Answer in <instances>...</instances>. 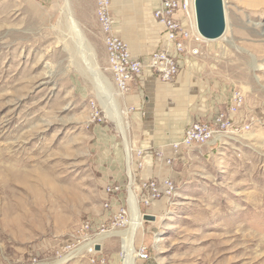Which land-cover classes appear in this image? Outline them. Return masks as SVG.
Returning a JSON list of instances; mask_svg holds the SVG:
<instances>
[{"label": "rangeland", "instance_id": "obj_1", "mask_svg": "<svg viewBox=\"0 0 264 264\" xmlns=\"http://www.w3.org/2000/svg\"><path fill=\"white\" fill-rule=\"evenodd\" d=\"M45 7L0 0V264H124L133 221L95 254L79 252L92 240L81 244L74 230L88 220L99 232L108 220L107 184L120 182L128 198L126 140L95 74L124 111L131 151L126 95L105 63L97 1ZM225 8V36L194 57L215 72L221 103L241 90L242 113L256 121L173 161L174 197L139 203L155 220H141L135 244H146L149 258L136 264H264V0H225ZM92 103L103 122L92 119Z\"/></svg>", "mask_w": 264, "mask_h": 264}, {"label": "built area", "instance_id": "obj_2", "mask_svg": "<svg viewBox=\"0 0 264 264\" xmlns=\"http://www.w3.org/2000/svg\"><path fill=\"white\" fill-rule=\"evenodd\" d=\"M96 1L97 18L104 37L108 67L118 90L123 94H127L131 83L147 70H151L164 82L172 81L179 74L180 60L189 61L192 56L199 54L207 43V39L197 29L191 0H162L154 10L153 17L163 27L165 42L148 55L138 57L133 54L129 42L117 31V20L112 13V0ZM244 100V93L239 89L234 90L226 109L216 113L210 120L191 122L180 140L162 145L154 154L164 159L166 163L172 164L180 150L184 148L217 142L230 134L241 135L249 132L256 121V116L249 113L243 115ZM91 117L95 121H104L102 110L96 103L91 104ZM166 146L171 149L170 156L166 155ZM131 151V163L142 169L145 165L146 149L131 147ZM135 189L138 191L139 203L149 208L159 199H172L177 186L171 177H151L141 178ZM123 190L124 185L118 182H111L105 186L107 197L104 205L111 210V214L106 222L100 224L99 232L93 233V224L90 221L81 223L80 227L74 230L78 242L83 244L95 239L99 234L131 226L129 195L126 201H123L121 197ZM141 215L143 217V213ZM96 244L90 248L91 253L98 252ZM135 249L136 258L141 260L149 258V247L146 244L142 243ZM94 261L96 262L95 259Z\"/></svg>", "mask_w": 264, "mask_h": 264}, {"label": "crops", "instance_id": "obj_3", "mask_svg": "<svg viewBox=\"0 0 264 264\" xmlns=\"http://www.w3.org/2000/svg\"><path fill=\"white\" fill-rule=\"evenodd\" d=\"M33 1L45 7L50 0ZM161 2L162 0H112V13L118 19L117 31L131 43L138 57L153 52L165 42L163 27L153 17L154 10ZM46 9L45 7L44 10L47 11ZM133 30L134 33H131ZM96 31L105 46L98 20ZM104 54L107 63L106 47ZM207 64V60L192 56L187 62L180 60L179 74L170 82L160 80L151 70H147L131 83L130 91L125 94L129 140L130 144L146 149L144 167L139 169L134 166L136 179L171 177L176 182L174 162L185 158L188 149L205 146L195 145L180 150L172 164L154 154L162 145L180 140L191 122L210 120L228 106L230 101L221 103L219 81L215 79L214 71L205 68ZM217 143L218 141L206 145L214 146ZM165 152L170 156V147L166 146Z\"/></svg>", "mask_w": 264, "mask_h": 264}, {"label": "bare ground", "instance_id": "obj_4", "mask_svg": "<svg viewBox=\"0 0 264 264\" xmlns=\"http://www.w3.org/2000/svg\"><path fill=\"white\" fill-rule=\"evenodd\" d=\"M193 3V9L195 11V0H191ZM196 16V15H195ZM73 20V19H72ZM197 24V23H196ZM72 28L76 33L79 31L77 28V25L73 22L72 24ZM209 40H207L208 42ZM256 66V65H255ZM95 78L97 80V83L100 87L103 88V92L107 93V97L109 98V100L111 101V103H113V106L111 107V112L113 113V115L116 116L117 121H118V125L120 127V129L122 130L123 134H124V138L126 140V145H127V165H128V174L130 177V186H129V203H130V209H131V214H132V226L127 230V235L129 237V245L126 251V257H125V261L124 264H136L137 263V259H136V244H135V240L137 237V233L141 224V220L143 219L142 215H141V210H140V205H139V200L138 197L136 195V193L134 192V190L132 189V186L134 184V177H133V171H132V166L133 164L131 163L132 160V153L130 151V147L128 145V141H127V135H128V131L127 128L124 126L123 121H122V114L124 113V111L119 109V106L116 104V98H115V94H113L112 89L108 90L107 84L106 82H104V80L102 79L101 76H99L98 73L95 74ZM126 113V111H125ZM132 164V165H131ZM109 233H113L112 231H109L107 233H102L99 234L96 239H93L92 241L86 243L85 245H83L80 248V251L86 250L89 247V251L90 248L94 246V244L96 243H102V238L107 236Z\"/></svg>", "mask_w": 264, "mask_h": 264}, {"label": "water", "instance_id": "obj_5", "mask_svg": "<svg viewBox=\"0 0 264 264\" xmlns=\"http://www.w3.org/2000/svg\"><path fill=\"white\" fill-rule=\"evenodd\" d=\"M194 4L199 33L209 41L223 38L227 31L225 0H195ZM143 218L155 220V215L144 213ZM95 247L100 250L101 244Z\"/></svg>", "mask_w": 264, "mask_h": 264}]
</instances>
